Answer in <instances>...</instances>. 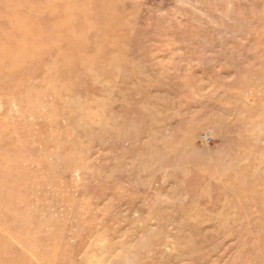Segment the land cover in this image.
Returning <instances> with one entry per match:
<instances>
[{
    "label": "rangeland",
    "instance_id": "374dc122",
    "mask_svg": "<svg viewBox=\"0 0 264 264\" xmlns=\"http://www.w3.org/2000/svg\"><path fill=\"white\" fill-rule=\"evenodd\" d=\"M6 158L0 264H264V0H0Z\"/></svg>",
    "mask_w": 264,
    "mask_h": 264
},
{
    "label": "bare ground",
    "instance_id": "6f19581e",
    "mask_svg": "<svg viewBox=\"0 0 264 264\" xmlns=\"http://www.w3.org/2000/svg\"><path fill=\"white\" fill-rule=\"evenodd\" d=\"M16 162L12 158H6L3 164L0 165V181L5 175H13L14 171L12 166L16 168ZM14 210V204L7 199H0V225L7 224L6 216L7 214H11ZM3 214V215H2ZM5 214V216H4ZM21 218V217H20ZM23 219V218H21ZM20 222V219H19ZM19 229L25 230L27 226L25 224H18ZM28 225V224H27ZM13 239V238H12ZM15 241V239H13ZM25 242H32V240L24 239Z\"/></svg>",
    "mask_w": 264,
    "mask_h": 264
}]
</instances>
